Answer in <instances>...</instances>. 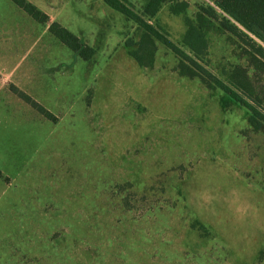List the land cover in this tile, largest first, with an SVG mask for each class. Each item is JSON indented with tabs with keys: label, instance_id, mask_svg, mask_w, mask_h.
Here are the masks:
<instances>
[{
	"label": "rangeland",
	"instance_id": "374dc122",
	"mask_svg": "<svg viewBox=\"0 0 264 264\" xmlns=\"http://www.w3.org/2000/svg\"><path fill=\"white\" fill-rule=\"evenodd\" d=\"M26 1L93 53L0 0V264H264V133L249 108L183 75L160 42L139 64L126 42L141 30L103 0ZM127 1L187 53V20L214 5L160 0L148 15L150 0ZM202 24L208 48L194 58L226 82L245 69L264 108L243 44Z\"/></svg>",
	"mask_w": 264,
	"mask_h": 264
},
{
	"label": "trees",
	"instance_id": "16d2710c",
	"mask_svg": "<svg viewBox=\"0 0 264 264\" xmlns=\"http://www.w3.org/2000/svg\"><path fill=\"white\" fill-rule=\"evenodd\" d=\"M37 22L47 24L48 30L62 44L76 52L83 59H89L93 50L85 45L78 36L56 21H49L48 15L26 0H11ZM106 5L117 10L126 18L135 21L141 30L139 41L128 40L130 54L143 66H150L156 50V41L169 48L179 58L180 72L189 77L198 76L207 86L222 90L237 103L249 108L251 114L249 123L255 130L264 133V108H260L261 100L255 88L251 85L247 72L243 68L235 69L229 76V82L224 81L207 67L198 63L194 56L202 55L208 48V41L203 30L204 15L217 20L219 26L235 36L243 44V55L253 68L264 74V0H213L214 5L201 7L199 22L187 20V28L182 37V46L190 51L187 53L181 46L170 40L165 34L149 23L127 0H103ZM160 0H150L144 13L154 15ZM188 7L185 2L173 6L175 12ZM13 93L36 110L40 115L56 121L50 111L31 98L29 95L11 86Z\"/></svg>",
	"mask_w": 264,
	"mask_h": 264
},
{
	"label": "crops",
	"instance_id": "0c3cea01",
	"mask_svg": "<svg viewBox=\"0 0 264 264\" xmlns=\"http://www.w3.org/2000/svg\"><path fill=\"white\" fill-rule=\"evenodd\" d=\"M29 16V15H28ZM48 18H49V16H48ZM49 21H51L50 20V18H49ZM37 22V21H36ZM11 86H15L16 88H18L19 90H21V91H23L24 93H26L24 90H22L21 88H19L17 85H15L14 83H10L8 86H7V89H9L12 93H13V91H12V89H11ZM14 94V93H13ZM27 94V93H26ZM15 95V94H14ZM27 95H29V94H27ZM16 96V95H15ZM30 96V95H29ZM17 97V96H16ZM31 97V96H30ZM19 98V97H18ZM32 98V97H31ZM20 99V98H19ZM21 100V99H20ZM35 100V99H34ZM23 101V100H22ZM24 102V101H23ZM26 104V103H25ZM28 105V104H27ZM0 175H1V172H0Z\"/></svg>",
	"mask_w": 264,
	"mask_h": 264
}]
</instances>
